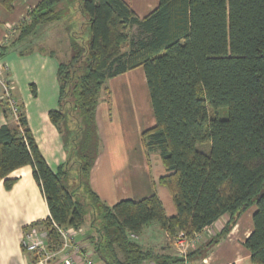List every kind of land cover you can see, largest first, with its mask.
<instances>
[{"label":"trees","instance_id":"16d2710c","mask_svg":"<svg viewBox=\"0 0 264 264\" xmlns=\"http://www.w3.org/2000/svg\"><path fill=\"white\" fill-rule=\"evenodd\" d=\"M14 1L0 0V5L12 11ZM62 1L40 0L15 28L12 42L0 46V59L40 26L59 20ZM81 11L90 39L58 66V109L49 112L62 135V121L71 124L69 135H63L67 160L56 172L50 169L17 104L15 126H0L4 188L10 190L16 182L10 178L13 171L29 166L49 211L47 219L31 225L44 227L49 243L56 244L54 224L78 230L88 217L97 230V240L88 239L98 264H181L178 257L145 249L131 235L139 236L155 222L170 238L182 232L192 239L228 215L220 234L189 254L192 263L255 207L243 245L252 264H264V0H158L143 18L124 0H81ZM133 27L137 38L130 34ZM139 67L155 120L142 132L141 143L147 157L159 155L166 171L159 183L176 208L169 217L155 194L110 207L88 185L98 153L90 156L91 129L100 96L108 94L105 83ZM31 88L36 96L35 86ZM2 105L7 117L14 116L7 101ZM222 107L228 110L226 119L209 116ZM72 146L75 152L80 147V153ZM73 158L78 176L68 186Z\"/></svg>","mask_w":264,"mask_h":264},{"label":"crops","instance_id":"0c3cea01","mask_svg":"<svg viewBox=\"0 0 264 264\" xmlns=\"http://www.w3.org/2000/svg\"><path fill=\"white\" fill-rule=\"evenodd\" d=\"M39 1L15 0L12 11H7L0 5V46L12 42L16 34L15 28L27 20L28 13ZM124 1L131 6L139 18L145 17L158 4V0ZM59 21L60 19L38 28L34 36L42 32L44 37L41 44L34 45L33 36H30L13 45L9 49L10 52L8 51L0 59L2 75L0 80L10 85L11 97L15 99H13L15 104H21L22 114L38 149L53 172H56L58 167L67 160L63 135L49 118V112L57 108L58 104L56 76L58 63L55 58H52L50 50L60 36L63 39L67 31L66 25H55V23L59 24ZM26 40L32 43L33 47L29 50L30 52H21L15 48L17 44H22ZM67 41L72 43L70 38ZM20 81H23L24 85H22L27 89V85L34 84L36 96L33 97L26 93L25 98L28 97V100L22 102L23 98H19L21 96ZM1 88L0 83V126H15L14 116L7 117L4 112L2 104L6 99H4V93L1 91L3 88ZM110 93L111 91H108V94L102 93L103 96L100 98L104 104L98 102L96 108L95 124L99 131L100 149L91 168L88 185L101 201L110 207L120 200L139 201L155 194L165 214L168 217L175 215L176 208L172 197L167 187L159 183V178L166 174L159 155L155 154L147 158L141 143L142 132L154 126V117L151 116L145 124H137L132 126L131 130H126L124 128L126 116L121 113L120 109L114 112L109 104ZM39 96L46 98L42 106L27 105L31 104L33 99L37 100ZM10 178L16 179L10 190H6L2 181L0 182V264H32V255L24 251L21 245L22 233L24 228L32 223L47 219L49 217L48 207L29 166L13 171ZM254 210L255 207H251L243 212L229 233L209 248L204 258L190 264H252L249 252L243 243L252 231ZM228 219V215L225 214L202 230L197 247H202L211 239L216 238ZM86 222L87 219L82 227L75 230L76 238L83 250L97 263L93 243L88 239L90 234L87 235L83 231ZM132 238L138 240L145 249H153L157 254L175 255L167 234L158 223L147 225L139 236Z\"/></svg>","mask_w":264,"mask_h":264},{"label":"rangeland","instance_id":"374dc122","mask_svg":"<svg viewBox=\"0 0 264 264\" xmlns=\"http://www.w3.org/2000/svg\"><path fill=\"white\" fill-rule=\"evenodd\" d=\"M57 9L61 11V18H60V21L58 22L59 24L55 23V25L56 26L66 25L65 27L67 28V31L63 39H61V36H60L59 40L56 41L53 46H51V50H50L52 58L56 59L58 66H59L60 64L68 63L71 60L72 56H74L80 49L87 46V42L90 39V29L87 23V19L81 11V0H63L57 6ZM130 34L132 37L137 38L139 35L138 29L136 27H133L130 31ZM43 37L44 35H42V32L41 34H38L37 36H33L32 39H33L34 45L41 44ZM68 38L72 39V43H69L67 41ZM32 47H33L32 43L26 40L22 44H17L15 48L21 52H24V51L30 52L29 50L32 49ZM58 66H57V70H58ZM56 76H57V81H58L57 82V85H58L57 92L59 96V90H60L59 83L60 82L58 79V73H56ZM0 78H2L1 74H0ZM22 82L23 81L19 82V85H20L19 88H20V94H21L19 98L20 99L23 98L24 101L22 99L21 101L26 102L28 100V97L25 98L26 93L31 94L33 96L31 85H34V84L27 85L28 87L27 89L25 86H23L24 83ZM105 87L108 89L109 92L111 91L110 93L111 100L109 104H111V106L113 107L114 112L120 109L121 113L124 114V116H126L125 120L126 119L127 120L125 121L126 125L124 126L126 130L128 131L131 130V127L136 126L137 124H141V125L145 124L147 123L148 119L151 116L154 117L153 110L151 107L148 87H147L146 80L144 77L143 69L141 67L133 70L129 74H125V75L123 74L121 77L119 76V78L114 77V78L107 79L105 83ZM35 90H36V87H35ZM1 91H4V90L2 89ZM16 94L18 95V92H16ZM102 96L103 95L101 94L100 97ZM45 100H46L45 97L43 98L42 96H39L37 100L33 99L32 103L31 104L29 103L27 105H30V107L42 106L44 103L43 101ZM103 102L104 101L102 100V98H100L99 103L104 104ZM57 103H58V99H57ZM57 109H58V104H57V108H54L52 110H57ZM63 114L66 117L68 116L69 114L68 105H66V107L64 108ZM209 116L210 117L218 116L220 119H226L228 116V110L226 107H222V108H219L218 111H210ZM69 124L70 122L68 121L67 118L63 120L62 123L60 124L61 127L65 129L64 131L65 132L64 134H66L65 136L69 135V130H68ZM91 133H92L91 134L92 142H91V148H90V156L92 157V155L94 156V154H96L100 149V137H99L98 128L96 126L95 128L91 129ZM84 136H86V131L82 134L80 138L83 139ZM80 140H77V143L78 144L80 143V146H81L82 142ZM83 141H85V139H83ZM63 143H65V139ZM72 150L75 152L73 146H72ZM76 152L80 153V147L76 150ZM152 155H155V154H152ZM150 156L147 158L153 157V156L151 157ZM76 161H77V158L75 160L73 158L70 161L71 167L68 172L67 179H66V184L68 186L69 185L71 186L72 183L74 182L76 183L77 181V176H78L77 167L79 166V164L76 163ZM92 225L93 224L91 223L90 219L87 217V222L83 226V229H84L83 231L87 233V235L90 234L91 237L93 238V242H95L97 240L98 235H97V230L96 229L94 230V228H92ZM168 239L170 240L172 238L168 237ZM168 239L166 241L167 244L169 243ZM135 241L139 244L138 240H135ZM198 243L199 242H197V244L195 243V245H198ZM118 258L122 260L123 256L120 253H118Z\"/></svg>","mask_w":264,"mask_h":264},{"label":"built area","instance_id":"2783aa9c","mask_svg":"<svg viewBox=\"0 0 264 264\" xmlns=\"http://www.w3.org/2000/svg\"><path fill=\"white\" fill-rule=\"evenodd\" d=\"M1 74V73H0ZM4 99L9 104L14 114V120L17 123V109L15 101L11 97L10 85L1 81ZM58 235V242L50 244L48 241V232L42 226H27L22 233L21 245L24 251L32 255V264H97L83 250L82 245L77 240L76 231L73 228H64L53 225ZM134 237L133 235H131ZM201 239V232L196 233L194 238L188 239L186 235L179 232L170 239V244L174 247L175 257L181 259V264L189 263V254L197 247L195 243ZM147 264H154L147 262Z\"/></svg>","mask_w":264,"mask_h":264}]
</instances>
